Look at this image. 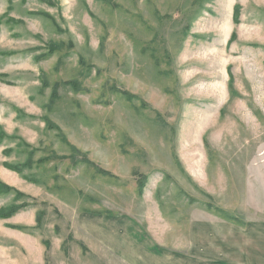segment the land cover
<instances>
[{"label": "rangeland", "instance_id": "374dc122", "mask_svg": "<svg viewBox=\"0 0 264 264\" xmlns=\"http://www.w3.org/2000/svg\"><path fill=\"white\" fill-rule=\"evenodd\" d=\"M13 206L0 264H122L83 214L175 252L192 220L264 219V0H0Z\"/></svg>", "mask_w": 264, "mask_h": 264}, {"label": "crops", "instance_id": "0c3cea01", "mask_svg": "<svg viewBox=\"0 0 264 264\" xmlns=\"http://www.w3.org/2000/svg\"><path fill=\"white\" fill-rule=\"evenodd\" d=\"M77 225L122 264H264V219L192 220L181 252L161 247L129 216L83 214Z\"/></svg>", "mask_w": 264, "mask_h": 264}, {"label": "trees", "instance_id": "16d2710c", "mask_svg": "<svg viewBox=\"0 0 264 264\" xmlns=\"http://www.w3.org/2000/svg\"><path fill=\"white\" fill-rule=\"evenodd\" d=\"M239 13H240V8L237 6L235 8V17L236 18L238 17ZM234 37L235 36L233 35V38ZM53 50L54 49H52V51ZM230 83L232 84V79H231ZM231 87H232V85H231ZM30 165H31V162H29L28 164H25L24 167H30ZM10 169H12L15 172H19V173L21 172V169L17 168V167H10ZM23 207H24V205L20 206L19 208L22 209ZM16 211H17V207H15V206L11 207L9 210L1 209L0 210V219H8V218L12 217Z\"/></svg>", "mask_w": 264, "mask_h": 264}]
</instances>
